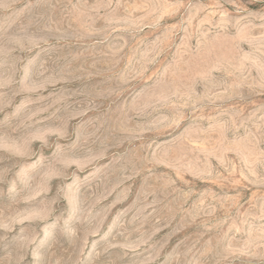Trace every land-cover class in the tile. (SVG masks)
Here are the masks:
<instances>
[{
    "label": "rangeland",
    "instance_id": "1",
    "mask_svg": "<svg viewBox=\"0 0 264 264\" xmlns=\"http://www.w3.org/2000/svg\"><path fill=\"white\" fill-rule=\"evenodd\" d=\"M0 264H264V0H0Z\"/></svg>",
    "mask_w": 264,
    "mask_h": 264
}]
</instances>
